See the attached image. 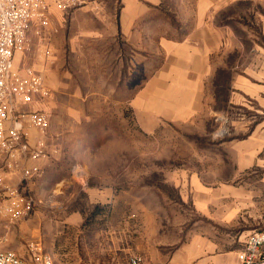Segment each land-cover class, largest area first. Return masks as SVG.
<instances>
[{
	"label": "rangeland",
	"instance_id": "rangeland-1",
	"mask_svg": "<svg viewBox=\"0 0 264 264\" xmlns=\"http://www.w3.org/2000/svg\"><path fill=\"white\" fill-rule=\"evenodd\" d=\"M92 2L82 15L44 0L48 26L31 27L25 50L15 57L22 74L30 69L42 75L49 90L47 97H36L24 109L47 115L44 131L27 130L31 141H45L49 154L41 181L31 185L33 211L16 223L0 214V250L26 259L28 244L41 240L46 251L45 236L51 227L78 210V232L65 228L64 238L76 244L79 253L83 244L91 264H114L111 254L118 264L134 256L141 258L140 264H161L174 257L179 261L186 255L223 253L234 255L238 264L246 237L261 226L253 227L256 214L252 208H240L237 196H220L223 185L238 184V109L227 101L237 97L242 59L238 49L253 42L263 45L260 22L249 14L229 22L237 40L229 51L214 56L213 75L197 111L176 119H148L142 117L136 95L157 72L161 56L153 46L143 54L140 42L156 43L158 38L132 34L130 39L114 33L110 40V21L117 20L121 2ZM109 2L114 5L111 12L104 6ZM174 4L163 0L157 13L147 12L135 23L136 29L153 34L177 29L178 35L184 34L190 22L170 16L177 8ZM250 8L264 15V6ZM102 30L107 36L100 38ZM195 175L218 193L212 205L195 198L191 184ZM63 179L71 180L68 191L73 198L56 209L51 187ZM110 238L117 245L112 252L107 250ZM51 255L53 264H67L62 256Z\"/></svg>",
	"mask_w": 264,
	"mask_h": 264
},
{
	"label": "crops",
	"instance_id": "crops-1",
	"mask_svg": "<svg viewBox=\"0 0 264 264\" xmlns=\"http://www.w3.org/2000/svg\"><path fill=\"white\" fill-rule=\"evenodd\" d=\"M120 2L116 13L117 20L113 23L110 21V40H113L114 33L123 34L130 39H133L132 34L142 39L150 36L158 38L156 43L148 40L140 42L141 50L145 52L143 54L149 53L150 46H153L161 56L155 68L157 72L143 84L136 95L140 97L138 102L142 117L148 119H176L197 111L196 107L202 106L205 88L213 75L214 56L229 51L232 43L237 40L229 22H239L247 14L254 16L260 22L259 34L263 45L253 42L248 48L242 46L238 49L242 59L239 61L240 72L235 82L237 97H228L227 101L238 109L236 125L239 135L236 142L238 184L236 188L233 184L223 185L220 196L222 199L237 196L240 205H243L240 208L245 211L252 208L253 214H256L253 227L261 226L262 228L257 229H264V15L259 10L250 8L258 9L264 6V0H174L177 8L170 16L177 22H190L182 35H178L177 29L172 33L164 31L156 34L136 29L138 25L135 23L141 21L147 12L149 15L152 12L157 13L163 0H120ZM104 6L110 11L113 10L114 5L109 2ZM88 9L89 5L76 11L85 15ZM106 34L107 32L102 30L98 36L102 38L106 37ZM177 36L181 37L180 40L171 38ZM130 44L133 45L132 40ZM239 45L241 44L238 43ZM16 55L13 58V67L18 69L15 66ZM44 161L45 159L37 162L40 174L33 179L36 185L41 181ZM1 174L5 183L19 185L18 173L6 169L4 159L0 160ZM70 183V179H63L51 187L52 198L55 200L52 202V207L62 209L63 201L67 202L73 198V194H69L68 191ZM192 183L195 198L197 200L204 198L206 206L208 203L212 205L218 193L215 194L213 189L202 185L196 175L192 177ZM97 196L99 199L101 192H98ZM80 223L79 211L71 210L64 222L53 225L52 230L45 236V252L62 256L67 264H91L92 261L88 258V251L84 250L83 244L80 245L81 253L84 252L82 256L76 244L67 243V239L64 238V235L67 236L65 228L70 233H76ZM38 241L41 243V240ZM116 246L110 238L107 250L112 252L116 250ZM110 261L118 264L112 254ZM161 264H237V260L234 255L223 253L212 256L186 255L179 261L174 257L173 260L163 261Z\"/></svg>",
	"mask_w": 264,
	"mask_h": 264
},
{
	"label": "built area",
	"instance_id": "built-area-1",
	"mask_svg": "<svg viewBox=\"0 0 264 264\" xmlns=\"http://www.w3.org/2000/svg\"><path fill=\"white\" fill-rule=\"evenodd\" d=\"M61 11L78 9L95 0H51ZM48 7L44 0H0V160L6 169L18 173L19 185L4 182L0 175V214L16 223L33 211L35 199L31 193L33 179L40 174L39 160L49 152L42 138L31 141L29 128L44 131L48 117L42 111L24 110L45 98L49 90L42 75L26 69L22 74L13 67L15 54L26 46L27 31L48 26ZM48 55V52H45ZM141 258L131 257L128 264H140ZM0 264H53L52 256L43 250L40 241L28 244V258L11 250H0ZM238 264H264V229L250 233L245 241Z\"/></svg>",
	"mask_w": 264,
	"mask_h": 264
}]
</instances>
